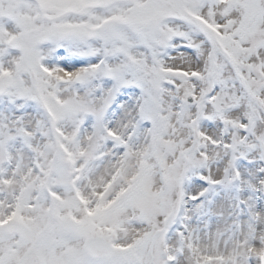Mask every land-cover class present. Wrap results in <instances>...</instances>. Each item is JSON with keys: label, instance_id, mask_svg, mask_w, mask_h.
Instances as JSON below:
<instances>
[{"label": "snow or ice", "instance_id": "1", "mask_svg": "<svg viewBox=\"0 0 264 264\" xmlns=\"http://www.w3.org/2000/svg\"><path fill=\"white\" fill-rule=\"evenodd\" d=\"M0 264H264V0H0Z\"/></svg>", "mask_w": 264, "mask_h": 264}]
</instances>
